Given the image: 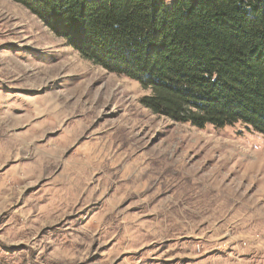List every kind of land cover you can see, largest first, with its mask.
I'll list each match as a JSON object with an SVG mask.
<instances>
[{
	"label": "rangeland",
	"instance_id": "1",
	"mask_svg": "<svg viewBox=\"0 0 264 264\" xmlns=\"http://www.w3.org/2000/svg\"><path fill=\"white\" fill-rule=\"evenodd\" d=\"M149 93L0 0V264H264V135Z\"/></svg>",
	"mask_w": 264,
	"mask_h": 264
},
{
	"label": "trees",
	"instance_id": "2",
	"mask_svg": "<svg viewBox=\"0 0 264 264\" xmlns=\"http://www.w3.org/2000/svg\"><path fill=\"white\" fill-rule=\"evenodd\" d=\"M153 112L264 135V0H15Z\"/></svg>",
	"mask_w": 264,
	"mask_h": 264
}]
</instances>
